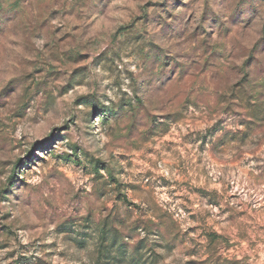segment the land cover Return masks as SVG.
I'll return each mask as SVG.
<instances>
[{
	"label": "rangeland",
	"instance_id": "374dc122",
	"mask_svg": "<svg viewBox=\"0 0 264 264\" xmlns=\"http://www.w3.org/2000/svg\"><path fill=\"white\" fill-rule=\"evenodd\" d=\"M223 2L0 0V264H264V5Z\"/></svg>",
	"mask_w": 264,
	"mask_h": 264
},
{
	"label": "clouds",
	"instance_id": "9594fccd",
	"mask_svg": "<svg viewBox=\"0 0 264 264\" xmlns=\"http://www.w3.org/2000/svg\"><path fill=\"white\" fill-rule=\"evenodd\" d=\"M250 4H260L264 5V0H248ZM240 3V0H224L223 4L221 5V10L223 14V19L225 21L228 20L229 16L231 15V12L233 8ZM247 19L250 22H253L254 17L256 16V13L251 12L250 10L245 13ZM259 21H264V7H261L259 9V15H258ZM252 28L253 30L259 31V29L256 27V23H252ZM261 36H264V32H260ZM258 53L259 57L261 58V68H264V44H261L255 49L254 53H250L247 50H238V54L243 57L247 56L250 54H255ZM134 72H137L138 78H146L145 82L149 84V86L156 90L157 92L164 93L167 92L170 89H175V91H180L181 85L180 84H170V77L173 76V73L175 72V68L171 72H160L154 64H146L145 67L140 68L139 70L133 69ZM188 71V67L184 68V72ZM183 73L181 74V77H177V80L182 78ZM126 91H129V96L132 95L131 91L128 88V82L125 81ZM247 85V81H244L240 85H238L237 89L235 90L236 95L240 96L242 95L243 90H245ZM2 87V85H0ZM198 90L193 91L191 93H185L186 95H189V101L194 104L199 103V85L195 86ZM109 96H111L112 100H118L119 95H113L112 93H109ZM221 99H226V98H221ZM227 102L231 105L233 103L232 100H227ZM0 103H3V98H0ZM103 103L111 106L110 101H103ZM214 110H218V105L213 106L211 108H207V110L204 112L205 116L209 119L212 120L213 116L212 113ZM248 112L252 113L251 115H245L244 117H236L237 119H253V117H256L257 119H264V103L259 104L256 107L255 112H252V109H249ZM229 115H231V110H229Z\"/></svg>",
	"mask_w": 264,
	"mask_h": 264
},
{
	"label": "trees",
	"instance_id": "16d2710c",
	"mask_svg": "<svg viewBox=\"0 0 264 264\" xmlns=\"http://www.w3.org/2000/svg\"><path fill=\"white\" fill-rule=\"evenodd\" d=\"M247 88V87H246ZM256 98H257V96H256ZM220 264H225V262H222V263H220Z\"/></svg>",
	"mask_w": 264,
	"mask_h": 264
}]
</instances>
